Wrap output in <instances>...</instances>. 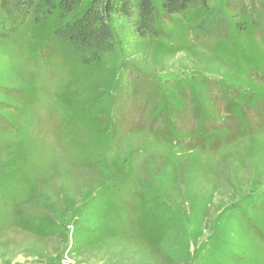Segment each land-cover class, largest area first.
Listing matches in <instances>:
<instances>
[{"label": "rangeland", "instance_id": "obj_1", "mask_svg": "<svg viewBox=\"0 0 264 264\" xmlns=\"http://www.w3.org/2000/svg\"><path fill=\"white\" fill-rule=\"evenodd\" d=\"M59 3L0 20V264H264V0H132L97 56Z\"/></svg>", "mask_w": 264, "mask_h": 264}, {"label": "trees", "instance_id": "obj_2", "mask_svg": "<svg viewBox=\"0 0 264 264\" xmlns=\"http://www.w3.org/2000/svg\"><path fill=\"white\" fill-rule=\"evenodd\" d=\"M84 1L91 2L90 8L79 20L62 28L58 35L65 41L85 51H92L94 56L113 50L114 37L110 26L113 17L131 21L133 17L132 0H60L58 9L62 14H69L74 7ZM139 19L132 23L135 34L140 38L155 35L153 13L155 3L159 4L166 16L176 15L191 5L205 0H135ZM56 8L55 0H0V20L15 26L28 16L37 20L40 15L49 14ZM2 16V17H1ZM19 22V23H20Z\"/></svg>", "mask_w": 264, "mask_h": 264}]
</instances>
